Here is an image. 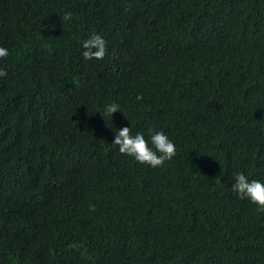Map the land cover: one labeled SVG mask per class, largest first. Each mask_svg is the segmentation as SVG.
<instances>
[{"label": "trees", "instance_id": "trees-1", "mask_svg": "<svg viewBox=\"0 0 264 264\" xmlns=\"http://www.w3.org/2000/svg\"><path fill=\"white\" fill-rule=\"evenodd\" d=\"M0 47V264H264L232 191L264 183V0H0ZM124 126L176 156L121 155Z\"/></svg>", "mask_w": 264, "mask_h": 264}, {"label": "clouds", "instance_id": "clouds-1", "mask_svg": "<svg viewBox=\"0 0 264 264\" xmlns=\"http://www.w3.org/2000/svg\"><path fill=\"white\" fill-rule=\"evenodd\" d=\"M72 14L67 13L62 17V22L71 21ZM84 51L82 57L85 60H103L107 55L106 40L102 35L93 34L85 40L82 45ZM9 55L8 49L0 47V59ZM7 72L0 69V77H5ZM143 96H137L142 100ZM105 114L110 119L112 114L120 111L118 103L105 106ZM113 145L118 146L121 155L134 158L138 163L148 165L152 168L162 167L166 161H171L176 156V146L163 131H149V138L146 139L143 133L132 134V129L124 126L116 130ZM235 183L232 191L237 193L241 200L247 199L258 206L259 212H264V183L258 180H251L243 174L237 173L234 177ZM91 211H95L92 207ZM70 248L76 250L84 258H87L88 250L83 243L73 242Z\"/></svg>", "mask_w": 264, "mask_h": 264}]
</instances>
